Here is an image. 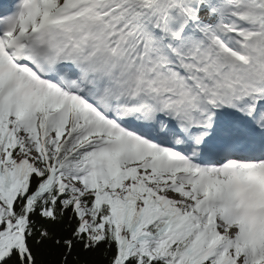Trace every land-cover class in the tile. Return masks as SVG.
<instances>
[{
  "label": "snow or ice",
  "instance_id": "snow-or-ice-1",
  "mask_svg": "<svg viewBox=\"0 0 264 264\" xmlns=\"http://www.w3.org/2000/svg\"><path fill=\"white\" fill-rule=\"evenodd\" d=\"M0 264H264V0H0Z\"/></svg>",
  "mask_w": 264,
  "mask_h": 264
},
{
  "label": "trees",
  "instance_id": "trees-1",
  "mask_svg": "<svg viewBox=\"0 0 264 264\" xmlns=\"http://www.w3.org/2000/svg\"><path fill=\"white\" fill-rule=\"evenodd\" d=\"M99 257L97 256V259H98Z\"/></svg>",
  "mask_w": 264,
  "mask_h": 264
}]
</instances>
